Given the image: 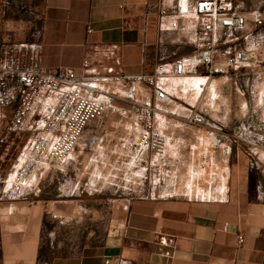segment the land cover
I'll use <instances>...</instances> for the list:
<instances>
[{
  "label": "crops",
  "instance_id": "crops-1",
  "mask_svg": "<svg viewBox=\"0 0 264 264\" xmlns=\"http://www.w3.org/2000/svg\"><path fill=\"white\" fill-rule=\"evenodd\" d=\"M42 1L41 11L34 12L0 0V44L39 45L45 69L70 68L78 76L119 79L130 86L127 79L149 76L160 63L171 68L202 47L199 18L192 12L200 0ZM178 7L187 14L178 17ZM163 10L169 15L162 16ZM174 79L159 81L170 97ZM133 84L154 99L144 83ZM10 114L11 108H0V138ZM4 150L0 145V173H9L15 154L6 163ZM64 172L45 164L36 189L21 201H7L2 191L0 264H264V199L241 157L230 162L225 187L214 198L174 193L103 199L97 211L94 195H68ZM9 176L4 175V184ZM48 221L71 229L50 255L47 248L53 251L54 241L45 238Z\"/></svg>",
  "mask_w": 264,
  "mask_h": 264
},
{
  "label": "rangeland",
  "instance_id": "rangeland-1",
  "mask_svg": "<svg viewBox=\"0 0 264 264\" xmlns=\"http://www.w3.org/2000/svg\"><path fill=\"white\" fill-rule=\"evenodd\" d=\"M236 1L243 11L264 14V0ZM234 38L233 43H223L222 51L236 46L250 53L238 73L209 79L187 75L172 81L169 101L156 110V125L167 139L161 155L149 152L136 157L129 144L138 139L141 127L128 85L120 82L105 87L110 94L107 113L88 127L62 168L68 195H94L95 211L103 199L158 198L174 193L191 199L214 198L225 187L230 162L235 164L241 157L264 199V27L253 29L250 24ZM142 91L139 100L149 99ZM191 114L201 115L205 126L191 124ZM147 159L158 164L155 173L148 170ZM14 172L0 173V198H4V175L11 179ZM94 226L96 233L101 231L97 220ZM70 230L47 222L45 238L54 241L47 255L57 253V242L70 235ZM73 231L81 233V229Z\"/></svg>",
  "mask_w": 264,
  "mask_h": 264
},
{
  "label": "built area",
  "instance_id": "built-area-1",
  "mask_svg": "<svg viewBox=\"0 0 264 264\" xmlns=\"http://www.w3.org/2000/svg\"><path fill=\"white\" fill-rule=\"evenodd\" d=\"M177 16L187 14L181 7ZM199 18L202 47L189 57L176 59L169 68L160 63L153 74L127 79L129 99L137 106L139 137L129 146L138 159L152 152L164 153L166 136L156 126L157 102H166L170 95L159 86L161 79L196 75L213 78L236 74L249 61V52L241 47L222 51L223 43H233L234 34L264 27V14L243 11L236 0H200L192 9ZM170 11L163 10L162 16ZM177 27V22L172 23ZM91 32V30L89 31ZM222 35H225L224 41ZM41 47L37 44H0V108H11L2 130L0 145L3 156L15 154L14 174L5 185L7 201H21L36 187V178L45 164L60 170L69 161L88 127L101 119L110 106V94L105 87L120 83L119 79L78 76L72 69L49 70L41 66ZM88 68L89 61H85ZM135 82L152 89L154 99L139 100ZM189 122L205 126L201 115L191 114ZM143 161V160H142ZM148 170L155 173L159 166L146 160ZM243 244L244 237H238Z\"/></svg>",
  "mask_w": 264,
  "mask_h": 264
},
{
  "label": "trees",
  "instance_id": "trees-1",
  "mask_svg": "<svg viewBox=\"0 0 264 264\" xmlns=\"http://www.w3.org/2000/svg\"><path fill=\"white\" fill-rule=\"evenodd\" d=\"M13 5L24 7L34 12H40L43 6L42 0H10Z\"/></svg>",
  "mask_w": 264,
  "mask_h": 264
}]
</instances>
